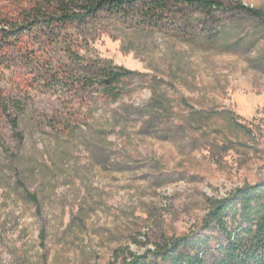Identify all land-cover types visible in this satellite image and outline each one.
Wrapping results in <instances>:
<instances>
[{"label":"rangeland","instance_id":"374dc122","mask_svg":"<svg viewBox=\"0 0 264 264\" xmlns=\"http://www.w3.org/2000/svg\"><path fill=\"white\" fill-rule=\"evenodd\" d=\"M41 1L0 0V264H127L264 182V0L6 39Z\"/></svg>","mask_w":264,"mask_h":264},{"label":"trees","instance_id":"16d2710c","mask_svg":"<svg viewBox=\"0 0 264 264\" xmlns=\"http://www.w3.org/2000/svg\"><path fill=\"white\" fill-rule=\"evenodd\" d=\"M195 9L211 19L222 5L220 0H48L24 9L20 18L7 21L8 30L3 35L11 41H19L25 33L55 35L68 26L93 20L101 13L125 17L145 15L150 22H156L170 15L173 19L187 16ZM243 9L257 19L262 18L260 12ZM128 73L109 66L100 83L108 92L114 81ZM12 123L17 130L16 122ZM207 207L200 233L165 240L156 252L133 257L127 264H206L212 237L219 244L218 255L210 257L211 264H264V182L244 184L224 198L209 199Z\"/></svg>","mask_w":264,"mask_h":264}]
</instances>
